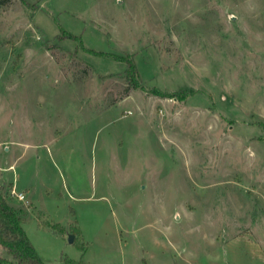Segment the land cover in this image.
<instances>
[{
    "label": "rangeland",
    "instance_id": "374dc122",
    "mask_svg": "<svg viewBox=\"0 0 264 264\" xmlns=\"http://www.w3.org/2000/svg\"><path fill=\"white\" fill-rule=\"evenodd\" d=\"M8 184L48 264H264V0H0Z\"/></svg>",
    "mask_w": 264,
    "mask_h": 264
},
{
    "label": "trees",
    "instance_id": "16d2710c",
    "mask_svg": "<svg viewBox=\"0 0 264 264\" xmlns=\"http://www.w3.org/2000/svg\"><path fill=\"white\" fill-rule=\"evenodd\" d=\"M28 6H32L26 2ZM60 39H78L72 33L64 31L58 36ZM94 54L97 52L90 50ZM116 60L125 65V73L131 88H139L140 73L134 55H116ZM165 96L164 93H161ZM10 188L5 189L0 185V246L4 248L10 260L0 257L4 264H48L38 254L36 248L27 236L24 228V215L21 208L13 205V197L9 194ZM76 228H72V234H77ZM78 238L76 239V241ZM66 264H86L83 260L75 261L66 257Z\"/></svg>",
    "mask_w": 264,
    "mask_h": 264
},
{
    "label": "crops",
    "instance_id": "0c3cea01",
    "mask_svg": "<svg viewBox=\"0 0 264 264\" xmlns=\"http://www.w3.org/2000/svg\"><path fill=\"white\" fill-rule=\"evenodd\" d=\"M8 187L10 188V190L11 189H13V188H15V186L14 185H12V184H8ZM14 199H13V205L16 207V208H21V210H22V212H23V217H24V224H25V218H26V213L28 212V210L30 209V206H29V204H28V206L27 207H25V206H22L23 205V203L21 204V202H24V204L26 205L27 203H26V195H25V200H19V199H17L16 197H13ZM20 202V203H19Z\"/></svg>",
    "mask_w": 264,
    "mask_h": 264
},
{
    "label": "built area",
    "instance_id": "2783aa9c",
    "mask_svg": "<svg viewBox=\"0 0 264 264\" xmlns=\"http://www.w3.org/2000/svg\"><path fill=\"white\" fill-rule=\"evenodd\" d=\"M10 194L12 197H16L19 200H25V193L24 192H17L15 190V188L10 190ZM0 264H4V263L0 262Z\"/></svg>",
    "mask_w": 264,
    "mask_h": 264
},
{
    "label": "water",
    "instance_id": "95a60500",
    "mask_svg": "<svg viewBox=\"0 0 264 264\" xmlns=\"http://www.w3.org/2000/svg\"><path fill=\"white\" fill-rule=\"evenodd\" d=\"M74 238H75L74 234H71V235L69 236V241H70V242H74Z\"/></svg>",
    "mask_w": 264,
    "mask_h": 264
}]
</instances>
